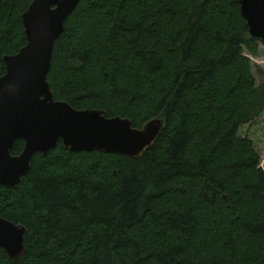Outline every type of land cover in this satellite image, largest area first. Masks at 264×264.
Masks as SVG:
<instances>
[{"label": "trees", "instance_id": "trees-1", "mask_svg": "<svg viewBox=\"0 0 264 264\" xmlns=\"http://www.w3.org/2000/svg\"><path fill=\"white\" fill-rule=\"evenodd\" d=\"M31 2L0 0V77ZM239 3L78 2L54 42L53 98L165 127L137 158L60 140L36 153L17 188L0 186V217L26 229L23 255L0 264H264V170L238 135L264 111L260 40Z\"/></svg>", "mask_w": 264, "mask_h": 264}, {"label": "water", "instance_id": "water-1", "mask_svg": "<svg viewBox=\"0 0 264 264\" xmlns=\"http://www.w3.org/2000/svg\"><path fill=\"white\" fill-rule=\"evenodd\" d=\"M80 0H32L22 15L26 44L3 58L0 77V186L17 188L36 153L46 155L60 140L72 152L100 151L140 157L165 127L153 119L134 128L127 118H107L95 109H75L55 100L47 82L55 40ZM251 37L264 45V0H240ZM17 139L22 152L10 150ZM26 229L0 217V251L16 260L25 252Z\"/></svg>", "mask_w": 264, "mask_h": 264}, {"label": "rangeland", "instance_id": "rangeland-1", "mask_svg": "<svg viewBox=\"0 0 264 264\" xmlns=\"http://www.w3.org/2000/svg\"><path fill=\"white\" fill-rule=\"evenodd\" d=\"M249 57L256 82H264V45L260 43L257 55ZM238 135L253 142L260 154V167L264 170V111L251 122L240 126Z\"/></svg>", "mask_w": 264, "mask_h": 264}]
</instances>
